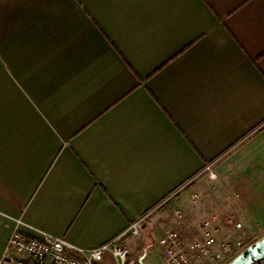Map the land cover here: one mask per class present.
I'll use <instances>...</instances> for the list:
<instances>
[{
  "label": "crops",
  "instance_id": "crops-1",
  "mask_svg": "<svg viewBox=\"0 0 264 264\" xmlns=\"http://www.w3.org/2000/svg\"><path fill=\"white\" fill-rule=\"evenodd\" d=\"M209 165L264 226V0H0V260L17 230L95 249Z\"/></svg>",
  "mask_w": 264,
  "mask_h": 264
},
{
  "label": "built area",
  "instance_id": "built-area-1",
  "mask_svg": "<svg viewBox=\"0 0 264 264\" xmlns=\"http://www.w3.org/2000/svg\"><path fill=\"white\" fill-rule=\"evenodd\" d=\"M203 172H208L211 179H218L211 165ZM199 196L200 193L195 195L196 198ZM166 200L132 222L118 236L91 250L78 247L64 238L50 235L35 238L17 230L0 264H97L104 260L106 254H111L118 264H142L131 258V249L124 242L127 238L138 239L146 234ZM176 215L181 222L180 228L167 229L159 241L163 264H229L245 251L244 240L235 234L243 229V223L234 214L224 211L207 218L192 237L187 234L184 212L177 210ZM257 264H264V260Z\"/></svg>",
  "mask_w": 264,
  "mask_h": 264
},
{
  "label": "rangeland",
  "instance_id": "rangeland-1",
  "mask_svg": "<svg viewBox=\"0 0 264 264\" xmlns=\"http://www.w3.org/2000/svg\"><path fill=\"white\" fill-rule=\"evenodd\" d=\"M218 179H211L208 172H205L202 176L190 180L186 186L181 190L170 196L166 201L165 205L155 214L162 216V222L170 226L169 229H175L177 225L181 226V222L177 218V210H182L185 214L184 223L189 230L187 231L188 236L192 237L197 234V228L207 218L223 213L224 211L234 214L239 220L235 212L232 211V206L226 207L222 204L218 185ZM200 193L198 198L196 194ZM226 193L232 197L233 191H226ZM240 221V220H239ZM173 226V227H171ZM179 226V227H180ZM247 230L243 229L238 231V237L244 240L245 250L252 244L256 243L264 237V226L257 225L254 228Z\"/></svg>",
  "mask_w": 264,
  "mask_h": 264
},
{
  "label": "water",
  "instance_id": "water-1",
  "mask_svg": "<svg viewBox=\"0 0 264 264\" xmlns=\"http://www.w3.org/2000/svg\"><path fill=\"white\" fill-rule=\"evenodd\" d=\"M264 260V237L248 247L229 264H257Z\"/></svg>",
  "mask_w": 264,
  "mask_h": 264
}]
</instances>
